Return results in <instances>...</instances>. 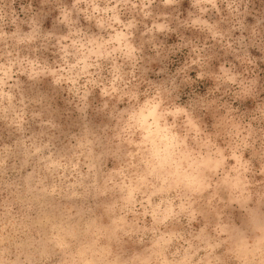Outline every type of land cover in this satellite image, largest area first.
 <instances>
[{
    "label": "clouds",
    "instance_id": "obj_1",
    "mask_svg": "<svg viewBox=\"0 0 264 264\" xmlns=\"http://www.w3.org/2000/svg\"><path fill=\"white\" fill-rule=\"evenodd\" d=\"M0 264H264V0H0Z\"/></svg>",
    "mask_w": 264,
    "mask_h": 264
}]
</instances>
